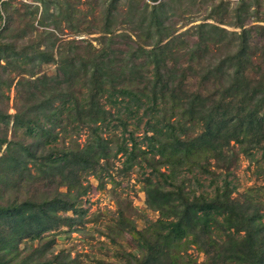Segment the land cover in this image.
Listing matches in <instances>:
<instances>
[{
  "label": "trees",
  "instance_id": "obj_1",
  "mask_svg": "<svg viewBox=\"0 0 264 264\" xmlns=\"http://www.w3.org/2000/svg\"><path fill=\"white\" fill-rule=\"evenodd\" d=\"M9 1H0V9ZM76 10L64 1L55 17L68 22ZM238 26L226 41L234 48L200 71L192 89L182 70L166 63V45L158 41L128 47L117 58L108 43L64 40L53 74L19 77L16 83L37 84L6 114L11 133L22 134L0 139V264H68L67 254L47 251L49 232L81 222L85 176L101 177L116 154L120 174L139 168L143 201L161 219L142 231L118 211L117 230L125 228L133 240L125 264H261L264 221L249 206L248 191L243 201L231 196L227 177L236 152L249 158L253 149L264 152V65L249 75L252 26ZM256 28L264 42V26ZM199 51L195 43L188 55ZM206 80L211 89L204 88ZM139 109L146 118L137 136ZM197 173L210 189L200 187ZM187 242L203 260L178 251Z\"/></svg>",
  "mask_w": 264,
  "mask_h": 264
},
{
  "label": "rangeland",
  "instance_id": "obj_2",
  "mask_svg": "<svg viewBox=\"0 0 264 264\" xmlns=\"http://www.w3.org/2000/svg\"><path fill=\"white\" fill-rule=\"evenodd\" d=\"M64 1L73 2L77 9L68 17V22L55 17L56 4L64 5ZM0 10L3 15L0 26L4 23L0 30V139L22 134L21 129L11 133V116L6 114H11L16 104L23 103L24 92L37 84L16 83V80L53 74L54 58L64 49V40L88 42L92 47L108 43L117 58L125 55L128 47L147 48L153 41L165 43L164 60L182 70L184 85L192 89L197 85L200 71L234 48L233 40L226 41L240 29V24L245 28L252 26L249 75L255 77L264 65V42L256 32L258 25L264 26V0H13L5 2ZM195 43L199 44L200 51L189 56L188 50ZM225 80L223 75L222 81ZM212 85L206 80L204 88L211 89ZM137 115L139 120L133 134L140 136L146 115L140 109ZM124 117L129 123L134 120L132 115ZM3 146L1 143L0 151ZM232 148L237 150V143ZM120 160L121 156L116 154L111 169L101 177L85 176L87 191L80 198L84 209L81 222L50 231L53 242L48 252L67 254L68 264H125L126 252L133 240L125 228L117 230L118 211L123 221L136 229L144 231L159 226L161 219L156 211L143 201L139 168L131 166L120 174ZM192 172L196 174V170ZM184 173L190 177L189 172ZM197 177L200 187L210 189L207 177L198 173ZM227 177L234 189L231 196L243 201L241 194L248 191L249 206L256 208L261 215L259 219L264 221V152L253 149L251 158L236 152ZM178 249L194 261L204 259L188 242Z\"/></svg>",
  "mask_w": 264,
  "mask_h": 264
},
{
  "label": "built area",
  "instance_id": "obj_3",
  "mask_svg": "<svg viewBox=\"0 0 264 264\" xmlns=\"http://www.w3.org/2000/svg\"><path fill=\"white\" fill-rule=\"evenodd\" d=\"M0 1H2V0H0ZM19 1L29 2V1H31V0H19Z\"/></svg>",
  "mask_w": 264,
  "mask_h": 264
}]
</instances>
